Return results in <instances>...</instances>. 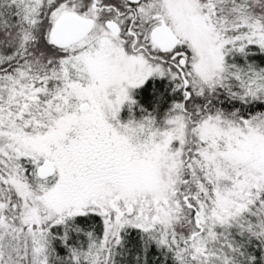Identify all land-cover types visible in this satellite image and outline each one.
<instances>
[{
    "label": "snow or ice",
    "instance_id": "snow-or-ice-1",
    "mask_svg": "<svg viewBox=\"0 0 264 264\" xmlns=\"http://www.w3.org/2000/svg\"><path fill=\"white\" fill-rule=\"evenodd\" d=\"M0 264H264V0H0Z\"/></svg>",
    "mask_w": 264,
    "mask_h": 264
}]
</instances>
